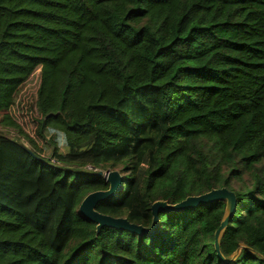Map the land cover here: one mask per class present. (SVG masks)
Instances as JSON below:
<instances>
[{
	"label": "trees",
	"instance_id": "1",
	"mask_svg": "<svg viewBox=\"0 0 264 264\" xmlns=\"http://www.w3.org/2000/svg\"><path fill=\"white\" fill-rule=\"evenodd\" d=\"M9 13L0 71L52 67L55 83L39 145L2 121L18 135L0 130V213L17 223L0 264H264V0H0ZM74 80L92 85L77 103ZM113 170L96 210L145 228L156 201L234 192L221 257L226 199L158 212L152 233L97 231L79 205Z\"/></svg>",
	"mask_w": 264,
	"mask_h": 264
},
{
	"label": "rangeland",
	"instance_id": "2",
	"mask_svg": "<svg viewBox=\"0 0 264 264\" xmlns=\"http://www.w3.org/2000/svg\"><path fill=\"white\" fill-rule=\"evenodd\" d=\"M0 26H4L7 21L15 19V13H9L7 17L0 18ZM45 24L56 25L54 21H46ZM15 74L0 71V130L11 136L18 135L15 128L5 127L4 120L15 127V123L22 128V135H29L34 140L37 139L38 145L40 139L35 133V121L40 116V109L36 105L37 93L41 88V82L45 80L48 83H55V68L37 66L28 73L15 78ZM73 102L77 103L82 96L89 93L92 89L91 81L89 85H78L77 80L71 85ZM79 105V104H77ZM76 105V106H77ZM15 216L8 213H0V232L10 230L15 232ZM22 223L20 222V228Z\"/></svg>",
	"mask_w": 264,
	"mask_h": 264
},
{
	"label": "water",
	"instance_id": "3",
	"mask_svg": "<svg viewBox=\"0 0 264 264\" xmlns=\"http://www.w3.org/2000/svg\"><path fill=\"white\" fill-rule=\"evenodd\" d=\"M21 146L29 154L36 156L29 147L24 144ZM97 175H102V171L96 172ZM105 180L109 183V188L106 190H96L87 194L79 205V213L86 219L96 224V230L99 231L102 227H116L127 229L137 234L152 233L156 229L158 212L169 213L173 211H181L189 208L197 207L201 204H209L215 200L226 199L227 210L226 216L221 221L219 228L215 231V248L218 251L219 256V244L218 237L221 230L227 225L229 217L232 215L233 209L236 204V197L234 192L227 190L225 187L212 189L196 196H188L184 200L176 204H168L165 201H156L152 203L150 210L153 215V221L150 228H145L142 225L130 223L123 217H112L107 214H102L96 210V205L102 200L112 198L122 187V177L118 171H107L104 175Z\"/></svg>",
	"mask_w": 264,
	"mask_h": 264
}]
</instances>
